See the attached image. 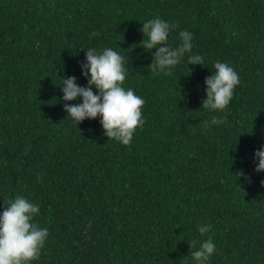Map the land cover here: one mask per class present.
<instances>
[{"label": "trees", "instance_id": "obj_1", "mask_svg": "<svg viewBox=\"0 0 264 264\" xmlns=\"http://www.w3.org/2000/svg\"><path fill=\"white\" fill-rule=\"evenodd\" d=\"M155 18L173 26L168 46L193 36L171 76L152 73L140 45ZM109 47L125 58L124 87L146 101L127 146L99 117L68 118L58 86L75 76L86 87L87 48ZM195 54L205 66L189 65ZM215 61L241 81L226 112L202 107ZM257 150L264 0H0V212L18 195L39 205L34 222L49 236L32 264H196L190 243L209 238L208 264H264Z\"/></svg>", "mask_w": 264, "mask_h": 264}, {"label": "clouds", "instance_id": "obj_2", "mask_svg": "<svg viewBox=\"0 0 264 264\" xmlns=\"http://www.w3.org/2000/svg\"><path fill=\"white\" fill-rule=\"evenodd\" d=\"M172 27L168 22L155 18L143 22L140 29L144 36L140 45L145 51L152 52V63L148 65V69L154 74L171 76L173 69L185 55L192 53L193 36L187 30L179 32L181 43L178 47L168 46ZM188 63L205 66L204 58L198 54L189 55ZM81 67L83 75L88 78L86 87L78 85L75 76L63 77L62 85H58L63 91L64 110L69 114L68 118L79 125L85 119L99 117L108 140L129 145L136 131L146 123L143 115L146 101L133 89L124 87L129 71L125 58L110 47L99 52L94 48H87L86 62ZM213 68V74L205 79L207 98L202 107L226 112L235 89L240 85V77L227 63L215 61ZM93 86L98 94L93 91ZM81 97L82 103H67ZM223 122L221 118H213L211 125ZM205 125L210 126L207 121ZM255 156L258 160L255 170L264 171V150H257ZM4 204L5 207L0 212V264H32L39 260L49 236L47 228L38 227L34 222V218L40 213V207L22 195L16 196L14 200L4 201ZM209 229L210 226L205 225L200 226L198 231L204 235ZM197 243H190V249H195L191 251L193 260L196 264H208L216 253V245L211 238L200 243L198 249Z\"/></svg>", "mask_w": 264, "mask_h": 264}]
</instances>
